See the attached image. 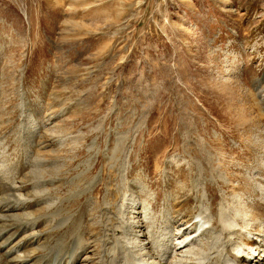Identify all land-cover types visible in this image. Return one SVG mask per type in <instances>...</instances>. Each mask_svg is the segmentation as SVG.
Wrapping results in <instances>:
<instances>
[{"label":"rangeland","instance_id":"1","mask_svg":"<svg viewBox=\"0 0 264 264\" xmlns=\"http://www.w3.org/2000/svg\"><path fill=\"white\" fill-rule=\"evenodd\" d=\"M0 178L1 264H257L264 0H0Z\"/></svg>","mask_w":264,"mask_h":264},{"label":"bare ground","instance_id":"2","mask_svg":"<svg viewBox=\"0 0 264 264\" xmlns=\"http://www.w3.org/2000/svg\"><path fill=\"white\" fill-rule=\"evenodd\" d=\"M1 179V178H0ZM0 182H1V184H2V187H3V185H5V187L6 188H8V184L6 183V182H4V180H0ZM12 190V189H11ZM1 199V198H0ZM1 204V203H0ZM7 204V203H6ZM5 204V205H6ZM2 206V205H1ZM6 209H8V208H6ZM3 210V209H2ZM3 213H4V211H3ZM1 215V214H0ZM4 215V214H3ZM2 215V216H3ZM9 215V214H8ZM10 218H12V219H14V218H17L18 219V217L17 216H15V215H9V219ZM25 221V220H24ZM136 222V221H135ZM196 222H197V224H198V229H200L201 228V226H202V223H201V221L197 218L196 219ZM3 223V222H2ZM9 223V222H8ZM132 223V222H131ZM6 224V223H5ZM12 224V223H11ZM133 224V223H132ZM135 224V223H134ZM139 224V223H138ZM3 225V224H2ZM1 225V226H2ZM196 225V224H195ZM13 226V225H12ZM135 226V225H134ZM140 226V225H139ZM4 227V226H3ZM133 227V226H132ZM134 228H136V227H134ZM204 228V227H203ZM10 229H11V227H10ZM222 230H223V228H221ZM23 230V229H22ZM139 230V229H138ZM0 231H3V230H0ZM225 231V230H224ZM9 232V231H8ZM134 232V231H133ZM226 232H227V230H226ZM11 233V232H10ZM35 233V232H34ZM138 233H140L139 231H135V234H133V233H131L130 235H131V238L129 239V242H128V245L131 247L130 248V250H129V252L131 251V254L132 255H130V256H132L131 258H130V256H129V258H130V260H127V258L125 259V261H129L128 263H125V264H167V262L165 261V260H163L162 258H160V257H157L156 255L158 254L157 252L155 253V250L151 247V249H152V251H151V254L149 253V254H147V253H145L144 254V256L143 255H141L140 253H143V252H145L144 251V249H143V247L142 246H147L148 245V243L149 242H147V240L148 239H146L145 241H141L140 240V236L141 235H139ZM223 233V232H222ZM3 234H7V232L6 233H4L3 232ZM2 234V235H3ZM181 234V233H180ZM8 235V234H7ZM197 235V234H196ZM199 235V234H198ZM5 236V235H4ZM10 236V235H9ZM143 236V235H142ZM2 237V236H1ZM12 237V236H11ZM4 238V237H3ZM7 238V237H6ZM36 238V237H35ZM186 238V237H185ZM188 238V237H187ZM8 239V238H7ZM34 239V238H33ZM248 239V238H247ZM3 240V239H2ZM10 240V239H9ZM8 240V242H10ZM187 240V239H186ZM185 240V241H186ZM193 240V239H192ZM229 240V239H228ZM228 240H226L225 242H227ZM6 241V240H5ZM174 241V240H173ZM182 241V240H181ZM188 241V240H187ZM258 241V240H257ZM4 242V241H3ZM7 242V241H6ZM171 242V241H170ZM176 242V241H175ZM174 242V243H175ZM233 242V241H232ZM252 242V241H251ZM172 243V242H171ZM181 243V242H180ZM180 243H176V247H175V245H174V247L177 249V250H181V249H183V248H185L186 247V245H187V243H184V244H180ZM234 243V242H233ZM232 244V243H231ZM228 245V244H227ZM247 249H241V250H235L236 251V253L235 254H233V257L232 256H230V259H228V261H227V264H246V262H247V259H248V256H249V254L251 253V251L253 250L252 249V246L254 245L253 243H250V242H247ZM245 246V245H244ZM1 247V246H0ZM125 247V246H124ZM174 247H173V249H174ZM2 248V247H1ZM16 248V247H15ZM14 248V249H15ZM168 248V247H167ZM230 248V247H229ZM244 248V247H243ZM246 248V247H245ZM175 249V250H176ZM228 249V248H227ZM231 249V248H230ZM237 249V248H236ZM133 250V251H132ZM172 250V249H171ZM171 250H169L170 252H171ZM176 250V251H177ZM223 250H226V249H223ZM246 250L248 251V252H246ZM260 250H262V249H260ZM15 252H16V250H14ZM175 251V252H176ZM178 251V252H179ZM191 251V250H190ZM164 252V251H163ZM173 252V251H172ZM180 252H182V251H180ZM225 252V251H224ZM255 252V251H254ZM258 252H260V251H258ZM77 253V252H76ZM156 254V255H155ZM161 254V253H160ZM164 254H165V252H164ZM168 254H170V253H168ZM168 254H166V255H168ZM181 254V253H180ZM180 254H179V256L178 255H176L177 256V259L176 260H174V259H172V260H174V264H183L182 263V261H184V263H186V264H188L187 263V260H184L183 258V260L180 258L181 256H180ZM185 254V253H184ZM188 254V253H187ZM189 254H190V252H189ZM225 254V253H224ZM259 254V253H258ZM128 255V254H127ZM165 255V256H166ZM6 256V255H5ZM124 256V255H123ZM141 256H143V257H141ZM162 256H163V254H162ZM186 256V255H185ZM226 256H227V254H226ZM79 257V256H78ZM78 257L76 256V257H70L71 258V260L69 261V262H67L66 261V264H77V262H78ZM127 257V256H126ZM174 257V256H173ZM260 257V256H259ZM264 257V256H263ZM13 258H14V256H13ZM17 258V257H16ZM69 258V257H68ZM67 258V259H68ZM80 258V257H79ZM121 258V257H120ZM171 258V257H170ZM223 258V257H222ZM250 258V257H249ZM256 258V257H255ZM21 259V258H20ZM25 259V258H24ZM7 260V259H6ZM10 260H11V258H10ZM122 260V259H121ZM170 260V259H169ZM249 260H251V258L249 259ZM257 260V259H256ZM9 261V260H8ZM115 261L116 260H114V263H115ZM151 261V262H150ZM258 261V260H257ZM264 260H263V258L261 259V260H259L258 262H256L257 264H259V263H261V262H263ZM0 262H1V258H0ZM7 262V261H6ZM27 262H29V260H23L21 263L22 264H27ZM63 262V261H62ZM117 262V261H116ZM124 262V261H123ZM189 262V261H188ZM118 263V262H117ZM169 263V262H168ZM1 264V263H0ZM112 264H113V262H112ZM116 264V263H115ZM122 264H124V263H122ZM169 264H171V263H169ZM190 264V263H189ZM224 264V263H223Z\"/></svg>","mask_w":264,"mask_h":264}]
</instances>
